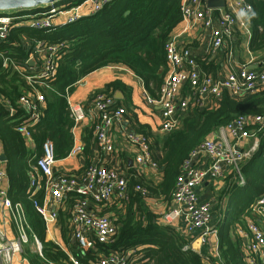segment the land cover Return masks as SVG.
<instances>
[{
  "label": "trees",
  "instance_id": "obj_1",
  "mask_svg": "<svg viewBox=\"0 0 264 264\" xmlns=\"http://www.w3.org/2000/svg\"><path fill=\"white\" fill-rule=\"evenodd\" d=\"M86 1L65 0L55 7L70 10ZM246 2L255 13L250 20L248 51L253 55L263 54L264 0ZM181 3L182 0H115L95 15L49 31L15 29L0 45V53L26 71L20 74L12 67L4 68L0 58V143L7 158L3 167L8 198L14 205L22 206L30 226L28 235L31 242L21 255L29 264H73L71 259L80 264H98V253L112 255L125 250L136 251L134 257L138 259L137 264H247V240L239 231H247L249 222L256 223L253 210L264 197V132L258 135V149L241 167L244 184H240L239 178L235 180L229 176L224 180L225 187L221 193L216 195L212 224L217 225L219 259L191 250L195 234L187 236L175 227L160 223V216L154 214L146 203L159 199L171 208L177 180L190 153L241 117H264V88L243 97L225 92L215 105L203 109L190 107L181 118V127L168 134L163 133L161 137L153 136L146 126H133L136 134L150 141L151 161L157 166L161 182L156 185L137 174L136 170H127V198H114L107 204L90 202L92 211L111 218L117 228L111 243L96 245L92 252H83L71 236L70 211L75 198L67 197L59 209L57 224L69 252L66 254L47 239L45 221L34 207L36 202H43V190L35 197L30 196L31 178L39 172L37 163L44 155V145L51 143L55 161L67 159L74 148L75 123L70 114L69 98L80 81L103 68L124 67L142 82L151 98L157 97L156 92L160 91L167 73L166 46L182 22ZM244 39L239 32L236 33L229 44L230 50L237 51ZM39 41L62 45L63 48L57 54L56 74L46 80L45 86L36 84L32 87L26 80L30 69L27 61ZM187 48L192 49V45H187ZM196 56L203 73L215 77L221 74L223 67L218 56L204 51ZM35 89L45 101L37 106L39 121L27 127L30 134L28 142L19 132L29 119L20 100L24 97L36 99ZM118 92L124 94V100H117L116 105L125 109L127 118L132 89L121 81L110 83L96 92L86 105L90 106L98 95L113 97ZM93 131L94 125L91 133ZM110 156L113 157V154ZM80 157L86 161L84 167L68 173L58 171L56 177L80 176L93 164V152L87 143H84ZM137 187L145 189L147 195L143 196L136 190ZM224 204L229 205L228 211ZM34 238L42 245L41 254L31 248Z\"/></svg>",
  "mask_w": 264,
  "mask_h": 264
},
{
  "label": "built area",
  "instance_id": "obj_2",
  "mask_svg": "<svg viewBox=\"0 0 264 264\" xmlns=\"http://www.w3.org/2000/svg\"><path fill=\"white\" fill-rule=\"evenodd\" d=\"M114 1L88 0L80 7L70 10L53 6L37 13L14 12L0 15V45L8 40L15 29L49 31L95 15ZM224 1L226 3L224 9H209L206 5L207 0H182V22L179 31L166 46L167 73L159 95L153 99L146 90L144 91L147 103L160 109L162 120L160 131L164 134L181 127V118L190 107L203 109L215 105L225 92L234 97H243L256 94L264 88V60L255 69L244 65L228 74L215 77L202 72L194 50L187 48L190 44L181 41L184 36L199 30L201 35L206 37L203 51L213 55L229 46L238 32L243 37L251 39L250 21H238L236 13L240 9L252 11V7L246 0ZM62 48V45H48L41 41L35 44L30 59L34 58L36 64L30 67L26 76L29 85L35 87L38 84L43 87L46 80H50L56 74L57 54ZM0 58L4 68L12 67L20 74L26 72L5 54L0 53ZM34 92L36 99L24 97L20 100V105L28 113L29 119L24 122L19 132L28 142L30 134L27 127L39 121L40 113L37 112V106L45 101L37 89ZM117 100L116 95L109 97L101 94L90 105L99 150L103 154H115L116 148L110 133L115 127L122 128L131 146L139 149L140 154L136 157V163L139 166L149 165L157 170L150 157L148 143L150 141L128 131L125 123L126 111L116 105ZM69 108L75 123L74 128L87 120L88 114L84 106L73 104L69 99ZM261 131L264 132V117H241L194 149L184 163L177 180L172 209L164 214L162 219L160 217V223L182 222L181 228L177 229L187 236L200 234L199 240L203 245L212 237L217 239V225L212 224L216 203L202 202L198 189L207 183L224 181L228 176L235 180L239 178L240 184L243 185L241 167L258 149L260 144L258 135ZM249 141L251 144L245 147V143ZM82 150L83 146L75 144L70 157H80ZM56 163L53 147L47 142L44 145V155L37 163L39 172L31 178L30 189L31 197H35L41 190L44 192L43 202H36L34 207L42 215L46 231L49 232L50 226L57 224L59 209L64 205L65 199L72 196L75 203L71 210L70 230L79 248L83 252H92L96 245L104 246L111 243L117 234L116 225L108 216H100L93 212L90 202L107 204L114 198H127L126 174L118 167L107 168L93 163L80 176L56 177ZM6 183V172L0 163V264H15L31 242L28 235L30 226L22 206L14 205L8 198ZM136 190L143 196L147 195V191L141 187H137ZM253 214L264 215V197L254 208ZM242 232L250 241L245 253L247 264H262L264 228L249 222L247 231ZM33 245L41 254L42 245L36 238L33 239ZM98 254V264H137L138 260L134 257L135 250H125L112 255ZM219 257L218 252L213 256L218 259ZM71 262L80 264L73 259Z\"/></svg>",
  "mask_w": 264,
  "mask_h": 264
},
{
  "label": "crops",
  "instance_id": "obj_3",
  "mask_svg": "<svg viewBox=\"0 0 264 264\" xmlns=\"http://www.w3.org/2000/svg\"><path fill=\"white\" fill-rule=\"evenodd\" d=\"M179 31L178 28L174 31L172 37L177 34ZM206 37L201 35L200 31H193L189 33L187 36H184L181 41L187 42L192 45V49L194 53L202 52L205 45ZM249 40L244 39V43L240 47L243 50V55L239 56V52L234 50H230L229 46H226L222 51L213 54L214 56H218L219 61L222 63L221 74H228L231 71L237 70L239 67L247 65L248 67L255 69L258 64L264 60L263 54L253 55L248 51ZM238 57L239 60H238ZM220 74V75H221ZM115 81H121L126 86L132 89L131 95V106L129 107V114L125 120L127 123V129L129 132L135 133L133 126L137 124L146 126L149 128L150 133L153 136H163L161 129V116L160 109L158 107L151 106L146 101V96L144 94L145 88L142 82L128 69L124 67H107L96 72L90 74L88 77L84 78L75 86L74 94L69 98L73 104L86 106L88 118L85 122H83L80 126L74 128L73 135L75 144L79 146H83L84 143H87L89 147H91V151L93 152V157L91 161L93 163L102 166L109 167H118L123 173L127 175V170H136L137 174L144 176L148 181L154 182L156 185L161 182L160 173L153 169L151 166H139L136 163V157L140 154L139 149L132 147L127 138H125L124 132L122 128L115 127L111 130V137L113 138V142L115 145V154L113 157L109 154H103L98 147V144L95 139L94 131L93 133V121H92V113L91 107L86 105L88 99L93 96L96 92L103 90L108 84L113 83ZM162 86V85H161ZM119 99L124 100V94L118 92L116 94ZM159 95V91L156 92L155 96ZM157 98V97H156ZM154 99V98H153ZM200 109V108H199ZM94 115V114H93ZM138 135V134H136ZM140 136V135H138ZM143 137V136H142ZM251 142H246L245 147L249 146ZM71 153V152H70ZM2 153V144L0 143V156ZM81 159L83 157L73 158L70 157V154L67 159L57 161L55 170L56 172H74L79 171L82 167ZM99 165V166H100ZM233 170H231L232 173ZM229 174V171L227 172ZM226 173V174H227ZM230 173V174H231ZM229 177V176H228ZM226 178V176H225ZM218 183V182H217ZM221 186H217L216 183H207L203 187L198 189V195L202 202H216V192L220 191ZM5 188H8V183L5 184ZM154 201L151 205L150 202ZM152 203V202H151ZM147 206L149 209L156 214L157 216L163 215L167 210H171L169 205L161 200L151 199L147 201ZM70 210V207H69ZM72 210V209H71ZM94 212V211H93ZM96 213V212H95ZM71 214V211H70ZM256 223L261 225L264 228V215L255 216ZM164 225L172 226L175 228H181L182 222H177L173 224H169L167 222L163 223ZM240 235L247 240V245H249L250 241L247 239L243 232L239 231ZM200 234H196L192 237L191 247L192 250L197 254H204L206 257L214 256L218 252V240L214 237L210 238L207 244H201L199 240ZM47 239L52 241L56 245H58L63 252L69 254L68 249L62 239L60 226L58 224H53L50 226L49 232H47ZM27 264H29L26 260H24Z\"/></svg>",
  "mask_w": 264,
  "mask_h": 264
},
{
  "label": "water",
  "instance_id": "obj_4",
  "mask_svg": "<svg viewBox=\"0 0 264 264\" xmlns=\"http://www.w3.org/2000/svg\"><path fill=\"white\" fill-rule=\"evenodd\" d=\"M65 0H0V15L5 13H33L35 11L44 10L49 7L56 6V4L61 3ZM207 8L209 9H224L226 3L224 0H207ZM36 62L34 58H31L28 65L30 67L35 66ZM116 98L119 97L116 95ZM7 158L4 154L0 156V163L5 164ZM81 164L84 166L86 161L81 159ZM1 251V248H0Z\"/></svg>",
  "mask_w": 264,
  "mask_h": 264
},
{
  "label": "rangeland",
  "instance_id": "obj_5",
  "mask_svg": "<svg viewBox=\"0 0 264 264\" xmlns=\"http://www.w3.org/2000/svg\"><path fill=\"white\" fill-rule=\"evenodd\" d=\"M245 40H247V38H245ZM237 52H239V54H238L239 56H242L243 55V50L241 48H239V50ZM263 56H264V54H263ZM239 58L240 57H238V60H239ZM216 185L217 186H221L220 187L221 188L220 191L216 192V195H219L221 193V191L223 190V188L225 187V182L223 180H220L218 183H216ZM151 202H150V204L152 205L154 201L152 200ZM228 207H229L228 204H224V208L227 209V211H228ZM166 213L167 212H165L164 214H166ZM163 215H161V219L163 218ZM31 248H32V250H35L37 252V250H36V248H35L34 245ZM15 264H27V263L20 256V258H18V261Z\"/></svg>",
  "mask_w": 264,
  "mask_h": 264
},
{
  "label": "clouds",
  "instance_id": "obj_6",
  "mask_svg": "<svg viewBox=\"0 0 264 264\" xmlns=\"http://www.w3.org/2000/svg\"><path fill=\"white\" fill-rule=\"evenodd\" d=\"M254 15H255V13H253L251 11V9H248L247 11L245 9H240L236 13L237 20L240 22L250 21L252 16H254Z\"/></svg>",
  "mask_w": 264,
  "mask_h": 264
},
{
  "label": "bare ground",
  "instance_id": "obj_7",
  "mask_svg": "<svg viewBox=\"0 0 264 264\" xmlns=\"http://www.w3.org/2000/svg\"><path fill=\"white\" fill-rule=\"evenodd\" d=\"M5 14H7V13H5Z\"/></svg>",
  "mask_w": 264,
  "mask_h": 264
}]
</instances>
